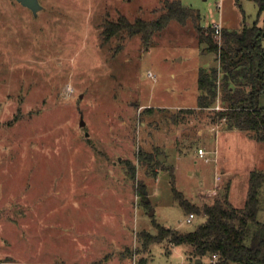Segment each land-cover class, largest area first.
Listing matches in <instances>:
<instances>
[{
    "label": "rangeland",
    "instance_id": "rangeland-1",
    "mask_svg": "<svg viewBox=\"0 0 264 264\" xmlns=\"http://www.w3.org/2000/svg\"><path fill=\"white\" fill-rule=\"evenodd\" d=\"M179 1L203 26L263 24L254 0ZM39 2L35 15L0 0V264H189L186 244L143 247L139 234H155L154 222L187 232L204 220L195 213L186 221L174 195L202 206L227 183L207 192L218 160L197 149L216 147L234 171L228 197L236 207L250 170L264 168V143L242 131L217 137L223 121L207 109L173 118L196 106L197 70L217 64V54L198 42L190 20H171L147 43L111 33L120 16L156 18L163 0ZM141 151L159 164H143ZM258 197L264 221V183Z\"/></svg>",
    "mask_w": 264,
    "mask_h": 264
},
{
    "label": "trees",
    "instance_id": "trees-1",
    "mask_svg": "<svg viewBox=\"0 0 264 264\" xmlns=\"http://www.w3.org/2000/svg\"><path fill=\"white\" fill-rule=\"evenodd\" d=\"M254 1L259 11H264V0ZM201 19L196 9L181 4L179 0H163L156 18L136 17L129 21L120 16L112 23L111 33L123 30L129 36L139 34L147 43L153 33L163 29L171 20L181 24L192 21L198 42L204 43L208 52L217 54V64L198 68L196 106L179 108L173 118L207 109L211 121H223L225 128L237 129L264 143V106L259 104V97L264 93V18L262 25L255 21L245 23L240 29L222 27L219 33L212 23L203 26ZM216 105L219 109L215 108ZM138 159L148 167L159 164L152 153L141 151ZM170 171L173 176V170ZM263 183L264 168L251 169L242 207L234 206L229 200V184L224 185L220 195L202 206L191 203L174 188L175 197L186 211L201 214L204 220L187 232L154 222L155 234L140 232L142 246L167 239L174 245L189 247L187 258L190 263L199 258L201 261L196 264H211L209 258L216 254V264H264V221L257 219L260 208L258 191ZM142 192L145 199V188ZM139 262L143 264V260Z\"/></svg>",
    "mask_w": 264,
    "mask_h": 264
},
{
    "label": "built area",
    "instance_id": "built-area-1",
    "mask_svg": "<svg viewBox=\"0 0 264 264\" xmlns=\"http://www.w3.org/2000/svg\"><path fill=\"white\" fill-rule=\"evenodd\" d=\"M213 27L215 28V31L216 33H219L220 30H221V25L218 24V23H213L212 24ZM216 109H219V105H216L215 106ZM197 152H198V155L202 158H204L206 161L212 159L213 161L217 162V153H218V149L215 147L213 148L212 150L208 151L202 147H199L197 149ZM212 152L214 154L213 157H210L208 156V154ZM220 180V173L219 172H216L215 173V184L209 188H207V192L208 193H212V192H215L217 190V187H218V181ZM194 217V213L190 212L187 214L185 220L186 221H191V219ZM217 259H218V255L216 254H213L210 258H209V261L208 262H211V264H216L217 262ZM127 264H141L138 260L136 259H133L131 260L130 262H128ZM189 264H196V263H189Z\"/></svg>",
    "mask_w": 264,
    "mask_h": 264
},
{
    "label": "crops",
    "instance_id": "crops-1",
    "mask_svg": "<svg viewBox=\"0 0 264 264\" xmlns=\"http://www.w3.org/2000/svg\"><path fill=\"white\" fill-rule=\"evenodd\" d=\"M195 107V106H194ZM218 134H219V136H217V137H220V135H222V138H224V137H229V138H231V136L235 133H240L241 134V131H239V130H237V129H227V128H225V126H224V128L223 129H219L218 130ZM224 135V136H223ZM247 136V135H246ZM216 137V138H217ZM247 139H250V137H246ZM218 160V166H217V164L215 165V173L216 172H219L220 173V180L219 181H223V182H227L226 184H229V191H228V193L230 194L231 193V189H232V185H233V174H234V171H232V169L231 168H229V167H227L226 165L224 166L223 165V163L224 162H226V160L225 161H223L220 157L217 159ZM218 181V182H219ZM215 184V182L213 183V185ZM218 184V183H217ZM207 188H209V187H207ZM232 203V202H231ZM233 204V203H232Z\"/></svg>",
    "mask_w": 264,
    "mask_h": 264
},
{
    "label": "water",
    "instance_id": "water-1",
    "mask_svg": "<svg viewBox=\"0 0 264 264\" xmlns=\"http://www.w3.org/2000/svg\"><path fill=\"white\" fill-rule=\"evenodd\" d=\"M19 3H21L22 5L28 7L35 15L38 13V11L42 8L41 3L39 2V0H17ZM81 125H85V122L83 120H81ZM85 135H88V132L85 133ZM146 192V191H145ZM145 202H148L149 199L148 197H146L144 199ZM153 212L150 211L149 214L151 215ZM200 259H196L195 263H200Z\"/></svg>",
    "mask_w": 264,
    "mask_h": 264
}]
</instances>
